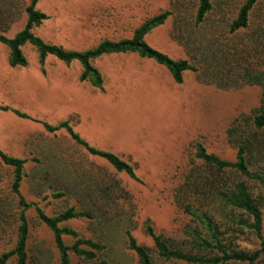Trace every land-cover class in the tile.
Returning a JSON list of instances; mask_svg holds the SVG:
<instances>
[{
	"label": "rangeland",
	"instance_id": "374dc122",
	"mask_svg": "<svg viewBox=\"0 0 264 264\" xmlns=\"http://www.w3.org/2000/svg\"><path fill=\"white\" fill-rule=\"evenodd\" d=\"M30 2L0 0V35L14 38L25 28ZM211 2L213 9L201 25H196L199 0H41L37 6L49 17L39 27L38 36L45 42L68 41L81 50L105 40L130 38L149 19L171 12L166 24L146 40L172 59L188 60L197 68V72L185 74L181 85L164 67L135 56L117 61L123 68L117 66L111 77L107 76L111 92L105 95L79 84L63 64L52 77H15L9 66V51L0 44V106L10 108L8 112L0 110V149H16L26 140V145H34L39 154L25 166L22 195L50 217L72 207L90 212L92 220H72L63 226L107 247L93 262L71 254L72 264H97L103 259L109 264H140L130 249L128 231L149 249L155 264H174L159 259L147 234L148 225L172 246L209 255L196 247L189 235L200 229L199 224L185 214L181 204L196 197H183L182 187L200 167L195 158L198 143L224 160H235L237 148L229 131L236 121L253 115L260 106L262 89L236 78L239 70L233 73L235 70L226 69L224 53L228 47L245 43L261 23L258 18H264V0H260L251 28L231 33V24L246 0ZM25 52L36 60L34 47L28 46ZM58 108L62 109L60 118L67 120L72 109L80 111L73 120H85L80 130L84 140L131 164L140 182L116 172L104 159L91 156L62 132H41L45 119H54ZM11 178V169L0 161L2 193L13 208L0 221V257L17 241L19 210L17 198L9 193ZM231 181L245 182L256 199L264 197L263 189L254 181L239 175ZM111 185L117 193H103L106 187L111 191ZM261 203L264 238V201ZM28 217L29 264H60L51 230L38 220L34 208ZM217 218L227 231L224 241L230 250L254 254L262 249L261 239L250 228L253 218L230 210ZM240 221L248 225H240ZM75 242V238H65L67 245ZM257 264H264V254Z\"/></svg>",
	"mask_w": 264,
	"mask_h": 264
},
{
	"label": "trees",
	"instance_id": "16d2710c",
	"mask_svg": "<svg viewBox=\"0 0 264 264\" xmlns=\"http://www.w3.org/2000/svg\"><path fill=\"white\" fill-rule=\"evenodd\" d=\"M40 1L31 0L26 10V26L14 38L9 39L0 35V44L9 51V66L11 68L28 66V59L23 48L30 44L36 48L42 68L45 67L49 56H54L68 65L79 62L83 67L81 80L83 82L90 81L97 89L101 90L104 88V80L101 73L93 66V61L105 55L135 54L142 59L152 60L157 65L167 69L178 85L183 84L186 73L197 72V68L188 60H174L152 47L146 40L150 33L166 24L171 16L169 11L146 21L135 31L131 39L118 42L105 40L92 50L74 52L58 45L49 44L34 33L35 29L49 18L37 9ZM259 2L260 0H246L239 10L238 17L231 24V33H238L251 28L253 15ZM212 9L211 0H199L196 25L204 23ZM258 20L261 23H257V27L245 43L228 47L224 53V60L226 69L240 71L236 78L241 82L262 89L260 106L250 118H242L236 121L229 131L237 148L235 160H224L209 153L203 144L198 143L195 158L199 161L200 167L198 171L193 172L187 178V182L182 187L184 188L181 192L183 197H196L192 200L190 198L184 199L181 204L185 214L199 224L200 229L189 235L195 246L209 255L193 254L172 246L162 235L156 233L152 225H148L147 234L153 240L158 257L162 262L174 264H257L264 254L260 210L261 201H264V197L256 199L252 196L245 182L231 181V177L239 175L258 183L264 191V18L259 17ZM0 110L8 112L10 108L0 106ZM17 114L19 115V113ZM24 117L27 118V116ZM45 127L49 133H57L62 129L66 130L76 144L83 147L91 156L104 159L116 172L127 175L133 181L140 182L135 168L131 164L117 154L90 146L73 130L69 122H64L56 127L49 125H45ZM0 161L4 166L11 169L12 178L9 184V193L17 198L16 206L19 210L15 247L0 257V264H7L13 259L16 264H29L30 219L28 212L32 208L35 209L38 220L53 233L60 264H72L71 254L89 262L97 260L98 255L107 249L106 245L91 239L81 238L77 231L63 226L72 220L82 218L92 220L94 215L90 212L78 211L72 207L55 217L48 216L38 204L28 203L22 195L21 188L26 178L25 166L28 160L12 157L0 150ZM2 190L0 185V221H3L4 215H7L11 210L13 211L12 202L3 196ZM104 190L103 193L106 194H108L107 190L110 192L109 194L111 192L117 193L113 185H111V191L109 187L104 188ZM199 200H201L200 203ZM227 210L241 211L253 218L254 223L250 225V228L254 229L261 239V250L250 254L232 251L228 248L224 241L227 231H223L224 225L217 218L218 215L221 216V212ZM240 225L246 226L248 224L245 221H240ZM127 236L129 237L130 249L137 254L140 264H155L149 249L140 245L131 232L128 231ZM66 237L75 238L76 242L71 246L67 245L65 243ZM97 264L109 263L103 259Z\"/></svg>",
	"mask_w": 264,
	"mask_h": 264
},
{
	"label": "crops",
	"instance_id": "0c3cea01",
	"mask_svg": "<svg viewBox=\"0 0 264 264\" xmlns=\"http://www.w3.org/2000/svg\"><path fill=\"white\" fill-rule=\"evenodd\" d=\"M46 22V21H45ZM44 22V23H45ZM43 23V24H44ZM42 24V25H43ZM41 25V26H42ZM143 25V24H142ZM141 25V26H142ZM40 26V27H41ZM141 26H138L141 27ZM136 28L134 31H133V34H132V37L135 33V31L138 29ZM40 28H36L34 33H36V35L38 36V30ZM132 37L130 38H125V39H131ZM44 38V37H43ZM125 39H122V40H125ZM64 40V39H63ZM121 41V40H119ZM47 43L49 44H53V45H58V46H61L63 47L64 49L68 50V51H74V52H86V51H89V50H92L94 49L96 46L94 47H91V48H87V49H76L75 48V45L69 43L68 41L67 42H63V41H48L46 40ZM115 42H118V41H115ZM30 46V47H34L30 44L26 45L24 48H23V51H24V54L25 56L27 57L28 59V66L25 67V68H11V72H14L15 73V77H18L19 75L21 76H27V75H33V74H36L38 76H41L42 79H43V76L44 77H52V75L56 72H58L60 69L57 68V67H61V65L63 64L64 66L63 69L67 70L68 72H71L72 74H75V78L77 79L78 83L81 84L82 86L83 85H87L89 86L88 90L90 91V89H92L94 92H99L100 94L102 95H105L107 92H111V90H109V88L107 87V83H108V79H107V76L111 77V74L114 72L115 70V67H121L123 68V64H118L117 61L119 59H122L124 57H137V58H140L138 55H135V54H120V55H105L95 61H93V66L101 73L102 77H103V80H104V91H99L100 89H97L90 81H85L83 82L81 80V76H82V73H83V67L82 65L79 63V62H73L72 64L68 65L60 60H58L57 58H55L54 56H49L46 60V63H45V67L42 68L41 65H40V62H39V55H38V52H37V58L36 60H32L31 58H29L25 52V49ZM35 48V47H34ZM36 50V48H35ZM37 51V50H36ZM140 60H144L145 59H142L140 58ZM73 66L76 67V70L73 69ZM43 75V76H42ZM102 92V93H101ZM106 92V93H105ZM35 104H37L38 102L34 101ZM62 109L61 108H58L56 111H54V119L52 120H47V118L45 119L46 121H48V123L45 121V124L42 126V124H39L41 125L42 127H40V131L41 132H46L48 135H55L57 133H49L47 130H46V127L45 125H49V126H53V127H56V126H59L60 124L64 123V122H69L71 127L73 128V130L77 133V134H81V138L84 140V138L82 137V133H81V127L82 125L85 123V120H79L80 122H78L77 120H73V118H76L78 116V114H80V111H78L77 109H72L69 113V116L68 117V120L66 118H63L61 117L60 118V115H58V113L61 111ZM72 118V119H71ZM44 119V118H43ZM59 132H62L65 136H68L69 138H71V136L68 134V132L64 129L60 130ZM72 139V138H71ZM73 140V139H72ZM74 141V140H73ZM75 142V141H74ZM76 143V142H75ZM94 146V145H93ZM32 147V148H31ZM95 147V146H94ZM36 147L33 145V146H27L26 145V140L24 141V143H19L16 145V149H11L10 148V151L7 150V151H4L5 149L1 150L3 151L4 153L12 156V157H15V158H19V159H24V160H29L34 158V159H38L37 156H39L38 152L36 151ZM104 151V150H102Z\"/></svg>",
	"mask_w": 264,
	"mask_h": 264
}]
</instances>
